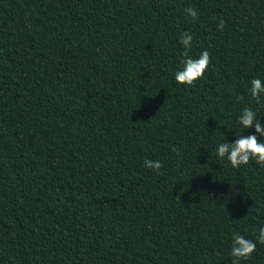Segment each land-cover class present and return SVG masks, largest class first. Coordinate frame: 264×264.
<instances>
[{
    "label": "trees",
    "instance_id": "trees-1",
    "mask_svg": "<svg viewBox=\"0 0 264 264\" xmlns=\"http://www.w3.org/2000/svg\"><path fill=\"white\" fill-rule=\"evenodd\" d=\"M183 33L211 57L192 86ZM256 78L264 0H0V264H232L233 234L264 228V168L217 146L258 135L238 123L264 124Z\"/></svg>",
    "mask_w": 264,
    "mask_h": 264
},
{
    "label": "clouds",
    "instance_id": "clouds-1",
    "mask_svg": "<svg viewBox=\"0 0 264 264\" xmlns=\"http://www.w3.org/2000/svg\"><path fill=\"white\" fill-rule=\"evenodd\" d=\"M187 15L192 18H198L195 8L189 7L185 9ZM226 22L221 20L218 24L219 30H223ZM193 38L188 33H183L180 37V44L183 46L182 53V68L175 73V80L181 85L192 86L197 81L204 77V74L211 63L210 53L205 50L198 58H192L189 55ZM249 89L252 100L260 102L261 95L264 94V81L259 78L251 80ZM238 100H243V97H238ZM238 123L244 129L255 127V132L258 135H239L234 143H221L217 146V155L220 159H227L233 168L246 166L250 161L255 162L264 168V142H260V138H264V124H261L260 119H257L256 112L251 107L242 109ZM177 155H180L178 149H172ZM144 166L155 171L161 170L164 165L159 160H145ZM257 243L264 245V228L258 230L256 240L247 239L239 233H234L232 236V247L230 255L235 258L232 264H239L240 260L248 259L257 249Z\"/></svg>",
    "mask_w": 264,
    "mask_h": 264
}]
</instances>
